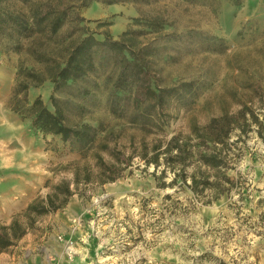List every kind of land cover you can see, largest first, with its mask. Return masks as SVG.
Instances as JSON below:
<instances>
[{"label": "rangeland", "instance_id": "obj_1", "mask_svg": "<svg viewBox=\"0 0 264 264\" xmlns=\"http://www.w3.org/2000/svg\"><path fill=\"white\" fill-rule=\"evenodd\" d=\"M42 2L62 8L80 3ZM77 13L85 19L80 25L90 30L102 31L106 27L99 29L98 22H112L107 29L116 39L131 26L138 29L134 18L161 16L167 31L181 35L170 42L169 59L174 60H158L165 83L179 79L203 83L193 103L169 106L162 128L153 133L112 118L103 102L89 115L71 118L103 123L100 141L118 146L125 155L139 151L143 142L151 146L174 135L189 138L197 125L213 130L220 116L236 113L241 102L260 106L252 99V90L264 89V0H244L238 6L230 0L75 6L57 35L24 40L18 52L0 48V196L16 186L20 204L12 217L30 199L45 198L60 181L72 180L76 170L83 175L87 168L93 178L85 183L81 176L67 206L39 218L33 231L0 255V264H264V141L254 124L247 133L239 129L230 133L222 171L233 184H224L227 190L216 198L213 190L193 191L189 176L186 183L174 180L170 167L146 164L138 156L116 181L98 183L99 147L84 157L57 137L33 134L30 120L12 111L9 101L19 65L36 64L28 47L35 42L36 49L63 57L79 36L75 31L70 37L79 27ZM204 38L216 43L200 46ZM51 90L50 81L31 87L28 101L40 96L50 104ZM101 154L112 161L105 151ZM194 162L187 167L188 175L196 169Z\"/></svg>", "mask_w": 264, "mask_h": 264}, {"label": "trees", "instance_id": "obj_2", "mask_svg": "<svg viewBox=\"0 0 264 264\" xmlns=\"http://www.w3.org/2000/svg\"><path fill=\"white\" fill-rule=\"evenodd\" d=\"M125 1L133 0H78L79 5L63 8L45 4L42 0H0V48L5 53L18 52L23 49L24 40L36 35L49 38L57 35L75 6L86 8L93 4L113 5ZM230 1L238 6L244 0ZM75 19L79 23L75 28L79 30L73 29L70 37L75 31L79 36L71 40L63 57L36 49L35 42L28 47L36 64L32 67L23 63L19 65L9 101L12 111L30 120L33 134L57 137L72 150L82 152L84 157L99 147L100 152H96L98 183L116 181L138 156L146 164L160 166L164 163L175 172L174 180L181 178L186 183L189 176L191 182L188 186L193 191L200 194L207 189L213 190L218 198L227 190L224 184H233L222 171L226 163L224 147L229 142L230 133L235 129L247 133L254 124L264 141V89L252 90V99H257L260 104L257 109L248 102H241L236 113L224 112L213 130L197 125L192 128L189 138L174 135L166 143L159 141L151 146L143 142L138 153L125 155L118 146L109 145L107 140L100 141L105 132L103 123L92 124L71 118L87 116L103 102L112 118L126 119L132 126L153 133L166 121V109L174 104L193 103L203 83L196 79L165 83L158 60H174L175 57L169 59L170 42L181 35L167 31V21L161 16L134 18L133 25L138 29L131 26L117 39L107 29L112 22L100 21L98 28L106 29L94 31L80 25L85 19L79 13ZM147 35L151 37L145 42L143 39ZM212 43L216 40L204 38L200 46L207 44L210 47ZM46 81L52 85L50 104L40 96L30 103V88ZM101 151L108 153L112 161H106ZM195 160L196 169L188 175L187 167ZM81 176L85 183L93 180L89 169L86 168L83 175L76 170L72 180L60 181L45 198L33 200L15 214L10 223H0V255L33 231L39 218L65 208L82 182Z\"/></svg>", "mask_w": 264, "mask_h": 264}, {"label": "crops", "instance_id": "obj_3", "mask_svg": "<svg viewBox=\"0 0 264 264\" xmlns=\"http://www.w3.org/2000/svg\"><path fill=\"white\" fill-rule=\"evenodd\" d=\"M16 186H11L4 194L0 197H4L3 200L0 198V223H10L14 212L18 211V205L20 204L18 193L16 192ZM30 199L25 205L28 206ZM6 205V206H5ZM14 209V210H13Z\"/></svg>", "mask_w": 264, "mask_h": 264}]
</instances>
